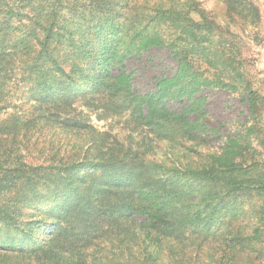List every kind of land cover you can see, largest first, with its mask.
I'll return each instance as SVG.
<instances>
[{"label": "trees", "instance_id": "1", "mask_svg": "<svg viewBox=\"0 0 264 264\" xmlns=\"http://www.w3.org/2000/svg\"><path fill=\"white\" fill-rule=\"evenodd\" d=\"M219 29L194 0H0V264H264V97ZM152 48L174 65L139 93ZM208 89L244 105L226 135Z\"/></svg>", "mask_w": 264, "mask_h": 264}, {"label": "rangeland", "instance_id": "2", "mask_svg": "<svg viewBox=\"0 0 264 264\" xmlns=\"http://www.w3.org/2000/svg\"><path fill=\"white\" fill-rule=\"evenodd\" d=\"M149 1L154 0H139ZM255 7L257 17L252 23L229 16L226 0H194L195 8L214 22L220 29L231 50V57L240 64L241 70L250 83L251 88L264 97V0H240ZM191 16L197 19V14ZM17 35L15 33L14 36ZM127 71L133 72L134 88L139 93H146L154 88V77L170 75V68L174 65L166 50L156 48L144 52L138 57L128 58L125 62ZM207 96L206 110L213 118L211 125L219 129L222 135L230 133L238 123L245 121V108L240 98L225 90H205ZM85 116L88 130L110 133L121 140L122 121L117 118L99 120L95 111L78 108L77 112ZM264 129V112L261 117ZM31 157V156H30ZM31 159V158H30Z\"/></svg>", "mask_w": 264, "mask_h": 264}]
</instances>
